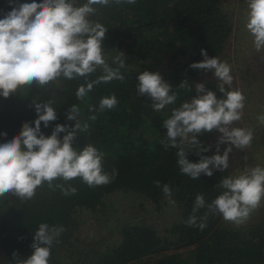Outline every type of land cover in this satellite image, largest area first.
Here are the masks:
<instances>
[{"label": "trees", "instance_id": "obj_1", "mask_svg": "<svg viewBox=\"0 0 264 264\" xmlns=\"http://www.w3.org/2000/svg\"><path fill=\"white\" fill-rule=\"evenodd\" d=\"M30 2L0 0V18L14 5ZM84 2L77 0V4ZM220 3L221 0H136L135 4L97 5V13L91 19L108 27L104 41L108 62L111 64L116 50L125 54L126 66L120 70L123 81L95 85L82 104L75 96L76 89L84 83L82 77L61 78L46 88L33 86L25 95L18 92L8 98L0 96V134L7 133L0 135V143L18 134L24 122L36 119L34 99L40 103L49 99L55 101L57 120L46 128L41 123L46 136L51 135L58 123L74 125V121L66 119V112L70 105L77 103L82 109V120L87 121L89 128L77 133L73 147L79 150L89 143L95 144L106 153L104 169L108 172L113 168L118 170L116 179L103 186L89 187L79 178L68 182L77 188L74 195L65 196L59 189L50 191L45 184L27 202L21 203L14 196L0 200V208L8 210L0 211L2 264H15V259H25L32 254L33 233L41 222L60 224L67 229L61 234L60 242L51 249L50 264H264L263 219L236 226L225 222L220 215H210L203 230L185 224L196 195L203 193L205 200L211 202L222 191L216 185L223 176L230 174L229 169L224 172L214 170L211 177L201 174L199 179H192L181 174L177 149L165 150L160 144L167 132L163 127L164 120L171 115L173 107L196 95V83H205L218 98L223 96L216 78L200 75L199 69L190 67L191 63L203 59L201 49L209 56L222 52L232 33L231 20ZM145 70L160 71L172 90L179 93L175 105L157 112L152 109L148 97L137 96V77ZM101 74L98 69L89 79ZM185 80L191 92L178 89ZM113 92L119 100L117 108L99 114L96 121L88 120L92 114L88 105H98L102 97ZM149 122L154 129H145L144 125ZM217 134L213 131L197 137L209 148L202 155L215 154L210 145ZM63 135L65 133L60 137ZM187 158L198 162L200 156L196 149H189ZM245 158L249 162V157ZM239 161H242L241 157ZM156 180L162 185L170 184V197L163 193L162 187L155 186ZM116 189L139 195L137 205L129 201V206L122 209L126 215L119 220L118 238L107 245L106 239L97 235L90 242L76 245L74 233L84 222L77 220L80 211L95 209L104 194ZM169 199L175 204H170ZM136 209L151 216L146 220L134 219ZM204 211L201 209L197 215ZM158 213H168L169 222L159 219L154 224L155 221H149V218L159 216Z\"/></svg>", "mask_w": 264, "mask_h": 264}, {"label": "clouds", "instance_id": "obj_2", "mask_svg": "<svg viewBox=\"0 0 264 264\" xmlns=\"http://www.w3.org/2000/svg\"><path fill=\"white\" fill-rule=\"evenodd\" d=\"M11 3V0H10ZM122 3L135 4L136 0H31L12 7L0 18V96L8 98L18 92L27 93L33 86L46 88L61 78H84L76 89V99L82 104L95 85L124 80L120 71L126 66L125 54L117 51L111 64L105 54L104 41L108 27L91 17L97 13V5L109 6ZM245 28L252 37L256 52L264 51V0H247ZM203 59L190 64L192 69L212 71L216 77V93L196 83V95L185 99L171 109L163 122L166 135L160 140L165 150L177 149V164L181 174L199 179L201 174L211 177L214 170L229 169V154L236 149L249 148L254 139V129L242 126L247 97L243 90L233 85L232 66L218 56L210 57L201 49ZM112 65H116L113 67ZM100 69L102 74L89 77ZM137 96L148 97L151 107L161 112L175 105L179 96L159 72L143 71L137 77ZM178 89L191 92L188 82L182 81ZM37 117L24 122L18 134L0 143V200L14 196L21 203L32 200L38 188L45 184L50 191L60 190L65 196L74 195L77 188L70 181L81 179L89 187L111 183L118 170L104 169L106 153L89 143L83 149L73 147L78 132H86L87 121L82 120L80 104L74 103L66 112V119L74 125L56 124L51 135H45L41 123L48 127L56 121L55 101H33ZM119 100L113 92L102 97L98 105H88L92 113L88 120L96 121L99 114L117 108ZM257 120L264 125V114ZM34 124V126H33ZM239 125V126H237ZM218 132L216 153L207 156L209 150L197 138L199 135ZM61 133H65L60 137ZM0 135L6 136L7 133ZM220 144H227L220 154ZM189 149H196L198 162L187 158ZM61 181V182H57ZM157 188L170 197L169 183L154 181ZM216 187L222 191L207 202L203 193L195 197L191 214L185 221L189 227L203 230L210 215H220L236 226L246 223L251 215L264 205V165L256 164L223 176ZM170 204L175 201L169 199ZM205 209L202 215H197ZM67 229L60 224L41 222L33 233L32 254L25 259H15V264H50L51 249L60 242ZM14 258L17 254L13 253Z\"/></svg>", "mask_w": 264, "mask_h": 264}, {"label": "rangeland", "instance_id": "obj_3", "mask_svg": "<svg viewBox=\"0 0 264 264\" xmlns=\"http://www.w3.org/2000/svg\"><path fill=\"white\" fill-rule=\"evenodd\" d=\"M220 4L222 10L228 14L231 20L232 33L226 41L222 52L215 56L226 60L232 66V74L234 76L233 85L241 88L247 97L243 121L241 122L242 126H248L254 129L252 145L245 150L236 149L233 146V150L229 154V159L232 161L229 165V172L233 174L236 170H242L247 166H255L258 163L264 165V125H261L257 120L259 115L264 114V51L259 53L255 51L252 44V37L245 28L247 0H221ZM200 71V75L216 78L212 71ZM158 72L160 73V71ZM144 127L146 130L155 128L150 122L145 124ZM220 135L218 133L211 142L210 148L214 153H216L217 141ZM227 146V144H220V154H223V150ZM246 156L249 157V162L245 158ZM240 157L242 161H239ZM115 199L117 200L115 201ZM137 199H139V195L134 191L126 192V190L116 189L104 194L101 203L95 209H82L77 220L78 222H84L80 223L78 230L74 233L76 245L81 246L82 243L90 242L97 235L105 238L107 245L110 244V240L118 238L116 230L121 225L119 220L126 215L122 209L126 205L127 207L129 206V201L137 205ZM0 211L7 212L8 210L0 208ZM158 214L159 216L154 219L149 218V221H155L154 224L159 219L162 222H169L171 217L168 213ZM117 216L119 217L117 218L118 221H116ZM147 216H151L150 213L143 212L139 209H136L133 214L134 219L140 220H146ZM260 218L264 221V205L255 211L248 221ZM2 263L3 260L0 255V264Z\"/></svg>", "mask_w": 264, "mask_h": 264}]
</instances>
